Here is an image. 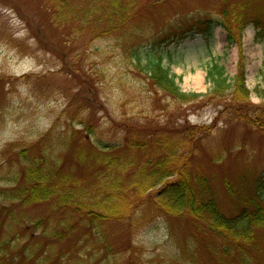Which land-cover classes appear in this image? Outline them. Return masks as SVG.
Returning a JSON list of instances; mask_svg holds the SVG:
<instances>
[{
	"label": "rangeland",
	"instance_id": "1",
	"mask_svg": "<svg viewBox=\"0 0 264 264\" xmlns=\"http://www.w3.org/2000/svg\"><path fill=\"white\" fill-rule=\"evenodd\" d=\"M66 2L86 8L88 0ZM221 7L222 0H135L136 14L122 30L99 35L98 22L96 31L72 21L56 25L46 0H0V190L19 184L23 151L30 158L45 152L50 162H67L66 169L72 163L77 172L61 139L71 138L75 146L86 133L93 142L117 146L126 121L163 131L204 127L210 133L194 138L191 168L207 180L223 211L232 213L226 181L245 192L257 180L264 183V132L226 111L222 100L175 102L151 87L131 58L133 49L142 65L150 54L162 56L181 91L204 94L211 88L209 67L223 65L234 76L242 57L250 103L262 105L264 41L255 40L259 30L250 24L241 48L228 46L216 24ZM250 8L260 14L264 1ZM125 154L140 157L132 150ZM13 203L0 198L11 213L2 218L0 246L7 243L3 251L18 254V264H238L208 236L195 235L182 220L158 216L148 205L93 235L50 202ZM70 226L71 234L58 240Z\"/></svg>",
	"mask_w": 264,
	"mask_h": 264
},
{
	"label": "trees",
	"instance_id": "2",
	"mask_svg": "<svg viewBox=\"0 0 264 264\" xmlns=\"http://www.w3.org/2000/svg\"><path fill=\"white\" fill-rule=\"evenodd\" d=\"M263 1L222 0L216 24L225 31L228 46L240 49L243 32L250 24L259 30L255 40L264 41V12L258 14L250 8ZM71 3L46 0L52 8L54 23L63 26L72 21L81 30L83 25L96 31L94 25L98 22L101 25L99 35L122 30L136 14L135 0H88L86 8ZM149 7L150 4L145 8ZM202 25L207 27L208 22ZM133 50V63L144 72L151 87L180 104L199 99L222 100L226 111L264 132V103L257 106L250 103L242 57L234 76L226 74L223 65L209 67L206 81L211 88L198 94L181 91L164 66L162 56L150 54L142 65L139 50ZM121 128L124 138L117 146L103 145L97 139L93 142L94 136L86 133L82 144L75 146L73 139H61L60 145L71 152L79 168L77 172L71 170L72 163L66 169L67 162L60 164L57 159L50 162L45 152L31 158L24 157L25 151L19 153L24 163L19 172L20 182L11 190H0V198L22 207L50 202L58 214L67 212L76 216L78 224L84 223L85 231L93 235H98L97 229L105 223L129 221L141 207L148 205L158 216L182 220L195 235L208 236L218 245L223 257L235 258L238 264L264 263L261 248L264 243V183L257 180L251 192H245L226 181L224 189L232 200L233 212H224L207 180L191 168L193 140L208 135L207 128L163 131L151 126L136 127L128 121ZM115 149L118 150L115 152ZM130 150L138 152L140 157L126 155ZM5 208L0 206V226L2 218L11 217ZM40 223L35 225L40 227ZM73 230L67 229L56 238L65 239ZM9 247L7 243L0 246V264H18L21 260L18 254L8 256L9 253L3 251ZM261 253L263 255L259 256Z\"/></svg>",
	"mask_w": 264,
	"mask_h": 264
}]
</instances>
